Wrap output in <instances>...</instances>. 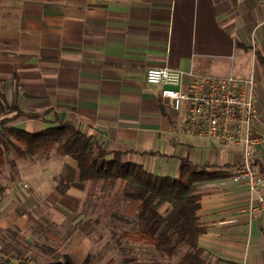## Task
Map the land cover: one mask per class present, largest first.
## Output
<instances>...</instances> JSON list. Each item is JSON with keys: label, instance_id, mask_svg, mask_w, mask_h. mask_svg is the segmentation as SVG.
<instances>
[{"label": "crops", "instance_id": "0c3cea01", "mask_svg": "<svg viewBox=\"0 0 264 264\" xmlns=\"http://www.w3.org/2000/svg\"><path fill=\"white\" fill-rule=\"evenodd\" d=\"M161 67L253 76L261 139L253 166L264 194V0H0V104L13 110L1 115L13 119L0 134L66 122L155 175L177 178L181 160L207 166L218 177L198 188L206 264H264V212L249 211L246 185L233 180L238 149L187 133L183 109L144 81ZM0 141V264L115 261L99 258L104 231L135 215L139 201L111 208L69 156L20 157Z\"/></svg>", "mask_w": 264, "mask_h": 264}, {"label": "trees", "instance_id": "16d2710c", "mask_svg": "<svg viewBox=\"0 0 264 264\" xmlns=\"http://www.w3.org/2000/svg\"><path fill=\"white\" fill-rule=\"evenodd\" d=\"M13 111L0 104V117ZM23 112L15 110V116ZM13 118H1L0 127ZM20 157L39 155L51 147L76 163L79 181L107 186L123 183V196L139 201L134 226L121 230L122 241L144 244L165 261L142 262L123 258L106 264H206L198 239L203 232L199 225V186L218 175L209 167L199 168L181 160L177 178L163 177L145 171L140 165L123 160L122 153L105 151L92 137L79 132L66 122H58L42 132L29 134L16 128H5ZM3 153L0 141V166ZM165 209L164 212L162 210ZM182 250V251H181ZM176 258V261L172 260ZM51 264H74L69 257Z\"/></svg>", "mask_w": 264, "mask_h": 264}, {"label": "built area", "instance_id": "2783aa9c", "mask_svg": "<svg viewBox=\"0 0 264 264\" xmlns=\"http://www.w3.org/2000/svg\"><path fill=\"white\" fill-rule=\"evenodd\" d=\"M144 81L160 86V98L173 110L183 109L187 133L238 149L241 162L233 180L246 185L249 211L264 212L262 179L253 166L261 141L254 133L260 113L253 76H215L161 67L147 69Z\"/></svg>", "mask_w": 264, "mask_h": 264}, {"label": "rangeland", "instance_id": "374dc122", "mask_svg": "<svg viewBox=\"0 0 264 264\" xmlns=\"http://www.w3.org/2000/svg\"><path fill=\"white\" fill-rule=\"evenodd\" d=\"M5 113L6 112H4L3 114ZM1 132L2 133L0 135H3L5 139H7L10 143H12V139L10 138L6 130L3 129L1 130ZM49 150L58 152L55 149V146L51 147ZM100 187H101L100 184H96V189L100 190ZM122 193H123V188L117 182L114 185L105 187L102 192V196L106 200L111 198L114 202V205H112L111 208H114L116 210H123L125 207L127 208V206L131 205L132 203L137 204L138 201L136 202L130 201L126 199ZM134 216L135 215L127 218L125 221H122L120 223H116L115 226H113V230L110 233L104 231V234H106L105 239L109 243V246L108 248L106 247V249L108 250L105 249L103 253L99 254V258L104 257L105 259H108L110 257H113L117 262H119L123 258H130L142 262L165 261L164 259L158 257V254L155 253L153 250L151 252L148 249V247L144 244L127 242L119 239L118 233L121 230L131 229L134 226L135 223ZM98 234L100 236L102 234L101 231H99ZM172 261L175 262L176 258H174Z\"/></svg>", "mask_w": 264, "mask_h": 264}]
</instances>
